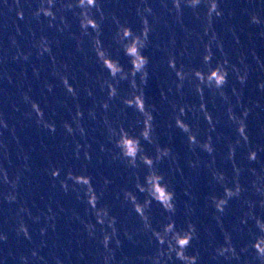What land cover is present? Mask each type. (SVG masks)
<instances>
[{
    "label": "water",
    "instance_id": "water-1",
    "mask_svg": "<svg viewBox=\"0 0 264 264\" xmlns=\"http://www.w3.org/2000/svg\"><path fill=\"white\" fill-rule=\"evenodd\" d=\"M153 8V15L149 17L152 23V43L145 50V55L150 58L149 69L152 76L145 89L148 102L159 108L156 115V130L162 145H170L177 156V162L170 164L164 161L158 165L167 181L175 188L178 211L176 222L178 226H184L187 217L184 214V204L188 198L184 195L185 181L191 184V190L196 196L195 200L189 201L194 212L191 219L200 230V239L193 241L188 248L192 254L200 252V264H224L211 259L213 245L223 243V233L214 220V210L208 204L210 194H223V188L211 182L210 171L206 163L211 160L206 153L199 154L202 161L201 167L193 170L188 161L194 159L189 149L185 134L176 128H169L172 123L171 115L173 102L177 104H198L199 97L194 93L190 84L186 83L183 93H177L175 88V76L167 66L168 55L175 54L178 63H183L189 68L202 67V56L204 54V43L208 37L204 35L206 27V7L201 5L198 9L200 18L190 8H184L180 20L176 19V13L170 11L171 0H166L168 7H164L165 0H148ZM258 2V0H256ZM142 6V0H100V7L109 19L103 23L105 45L111 47V37L114 25L111 15L115 14L123 22L130 24L133 29L141 27L137 8ZM221 9L224 16L215 18L213 30L223 43L224 52L221 53L214 47L215 59H229L233 64L243 68L240 58L245 57V63L249 70V79L241 92V102L237 104L236 97L232 95L231 88L234 86L241 90V86L235 78V74L229 78L226 91L229 93L231 104L239 114L244 107L251 108L248 117V135L251 139V147L264 149V91L257 85L264 81V67L253 56L255 52L260 61L264 63V25H252L249 22V14L253 11L264 16V7L257 6L253 0H221ZM35 8V0H27L25 21H16L23 35L16 32L11 16L0 17V57H6L0 63V113L9 124V128L0 130V142L6 145V149L0 148V165L7 168L11 178L20 175V181L16 192L17 202L10 204L5 196L10 190L9 185L0 182V232L7 234L6 241H0V260L3 264H21V256H30L33 248H38L41 256L47 264H56V259H61L64 264H103V257L107 253L101 244L102 233L97 225V235L90 238L85 230L84 222H95L94 217L87 211V205L77 199L76 193L70 191L64 193L60 188L59 181L53 180L48 169L52 165L59 166L66 173L69 169L79 173L87 169L88 174L93 176L97 188L102 187L104 177L112 180V184L101 200L102 205L111 208L112 214L118 217L120 228V239L122 245L115 248L114 264H146L142 257L152 255L155 247L149 238L142 232H138L139 221L126 207L122 201L116 198V194L122 187L132 185V174L130 170L119 161L111 159L110 153L101 152L100 145L107 144V135L102 123L103 110L100 104L106 99V94L97 83V77L102 75V69L95 61V57L89 49L87 40L84 42V50L78 51L76 40L72 33L79 35V25L71 12L64 13L70 29L61 33L56 27L50 28L48 21L41 18L37 21L31 17ZM94 11V10H93ZM59 25L60 21L57 20ZM16 36L19 49L25 54L31 53L28 61L14 60L17 49L12 46L10 37ZM41 36H46L51 42L53 57L56 67L60 70L62 65L67 64L66 73L71 82L77 86L79 96L73 98L66 93L59 77L53 75V60L45 54L38 55L35 43ZM239 37V43L236 38ZM115 54V49H113ZM181 53H186L181 55ZM121 63L127 65V59L122 54L116 53ZM39 69L37 77L33 69ZM7 75H4V74ZM7 76L12 77L9 83ZM51 83L54 90L48 93L46 84ZM171 87L172 91L168 92ZM92 88L94 95L89 97L87 89ZM162 89L167 92L168 100L161 98ZM28 92L33 99L37 100L45 111V118L52 119L57 124V131L51 134L38 126L34 118H29L26 113L30 106L23 101V94ZM127 84L121 85V93L126 94ZM206 102L209 110L218 121L217 130L213 136L219 135L216 140L215 167L223 171L230 179L234 178L231 161L225 159L229 142H235L237 133L235 127L227 119L226 109L228 107L218 96L206 93ZM257 104L259 106H257ZM77 105L85 112L82 120L86 128V135L81 137L79 133L75 136L66 134L63 128L64 121H72L77 111ZM90 109L97 111V119L91 120L87 116ZM120 105L118 101L113 102V108L109 113L112 119H119ZM127 121L132 122L136 118L134 109H127ZM188 122L195 127L197 124L201 129V138L207 133V124L202 116L195 120L192 114L188 115ZM75 127V125L73 124ZM82 146L79 158L75 155L76 144ZM90 145V147H88ZM84 148L92 155L91 161L83 156ZM145 148L152 153V145L145 144ZM248 146L241 144L237 148L236 162L243 169L239 177L240 183L246 191L238 200L230 202L229 210L224 216V227L232 232L233 242L237 250L244 247L250 240L249 229L255 231L254 224L250 221L247 227H237L240 217L246 210L244 201L252 200L259 202L264 196L256 193L252 187V181L256 177L248 171L256 168L260 176H264V152L260 154V161L249 163L246 159ZM27 155L28 160L23 157ZM25 164L28 168L25 169ZM182 171H175V169ZM143 174V169L141 170ZM64 178L62 173L61 179ZM143 197H141L142 199ZM21 207L31 212L19 213ZM51 208L52 212H49ZM257 213L264 216V208L257 207ZM19 213V215H18ZM20 216L28 225L32 239L28 240L23 235H17L15 228ZM39 216L36 222L32 217ZM53 216L54 219H49ZM77 216L79 219H77ZM153 223L156 226L164 219V214L159 205L152 207ZM54 225V227L52 226ZM47 228L44 236L40 235V229ZM136 232L135 239L129 241L124 236V231ZM214 237V240H213ZM252 253L242 254L243 261L252 260ZM176 264H180L179 261ZM255 264V262H253Z\"/></svg>",
    "mask_w": 264,
    "mask_h": 264
},
{
    "label": "clouds",
    "instance_id": "clouds-1",
    "mask_svg": "<svg viewBox=\"0 0 264 264\" xmlns=\"http://www.w3.org/2000/svg\"><path fill=\"white\" fill-rule=\"evenodd\" d=\"M259 7H264V0H253ZM27 0H0V17L11 16L12 22L16 28V32L20 35L23 33L20 30L19 24L16 21H25L27 19L25 12V4ZM100 0H35V8L31 12V17L37 21L44 18L48 21L50 28L56 27L58 31L63 33L70 29L67 18L64 13L71 12L76 18L79 25V35L72 33L73 39L76 40L78 51L84 50V42L87 40L90 51L95 57V61L102 69V75L97 77V83L102 91L106 94V99L100 104L103 110L102 123L107 135V144L100 145V151L110 153L111 159L122 162L132 174V186H125L116 194V198L122 201L132 214L139 221L138 232H142L149 238L150 243L155 247L152 255L142 257L141 259L146 264H200L201 256L198 250L192 254L188 253V248L193 241L200 239V230L197 224L191 219L194 212L192 205L189 203L195 200L196 196L191 190V184L185 181L184 195L188 198L184 204V214L187 217L184 226H178L176 222V214L178 211L177 197L175 188L167 181L166 176L160 171L158 165L164 161L170 164L177 162V156L170 145H162L159 141L156 130V115L159 108L155 104L148 102L145 89L152 76L149 69L150 58L145 55V50L151 45L153 27L149 17L153 15V8L148 0H142V6L137 8V15L140 17L141 27L139 30L127 22H123L118 16L112 14L110 19L114 25V31L111 37V47L105 45L103 23L109 19L104 11L98 7ZM221 0H171V9L176 13V19L180 20L183 15L184 8H190L196 17L200 18L201 5L207 9L205 14L206 27L204 35L208 37L204 43V54L202 56V67L189 68L183 63H178L175 54H169L167 57V66L175 76V90L182 94L185 84L191 85L194 93L199 97L198 104L182 103L171 104L172 123L169 128H176L182 131L186 138L190 151L194 155V159L188 161L191 169L197 170L201 167V159L199 154L206 153L211 160L206 163V167L210 171L211 182L223 188L222 195L210 194L208 204L214 210V220L221 228L223 233V243L213 245L211 259L216 262L221 260L224 264H264V216L257 213V207L264 208V199L259 202L246 200V210L240 217L237 227H247L251 221L255 226V231L249 229L250 240L239 250L233 242L232 232L224 227V216L227 214L230 202L234 199L238 200L246 191L245 187L240 183L239 177L243 169L236 162L237 148L243 144L248 146L246 159L249 163H257L260 161V154L264 152L262 148L251 147V139L248 135V117L252 111L251 108L240 105L242 111L238 114L235 111V106L231 104L226 85L229 83V78L235 74V78L241 86V90L236 87L231 88V93L236 97L237 104L241 102V92L249 79L248 66L245 63V57L240 58V64L243 68L233 64L229 59H215L214 47L221 53L224 52L223 43L218 35L213 30V22L215 18L224 16L221 9ZM164 7H168V3L164 2ZM94 10V11H93ZM60 24L57 25L56 21ZM249 22L252 25H264V16L259 12L253 11L249 14ZM264 36V32L261 33ZM11 44L17 49L16 55L12 57L14 60L28 61L31 53L25 54L19 49L16 36L10 37ZM239 43V37L236 38ZM34 47L38 51V55L43 57L49 55L53 60V75L59 77L66 93L74 99L79 96V91L66 73L68 65H62V69L56 67L55 58L53 57V49L51 42L46 36H41ZM113 49H115V54ZM122 54L127 59V65L121 63L119 56L116 53ZM186 53H181L185 55ZM257 63L264 67V63L260 61V57L253 52ZM6 57H0V63L4 62ZM35 75L39 76V69H33ZM4 75H7L6 73ZM0 78H3L0 76ZM9 83L12 82V77L7 76ZM127 84L126 94L121 93V85ZM257 87L264 91V81H260ZM48 93L53 92L54 86L51 83L46 84ZM87 95L92 97L94 91L88 88ZM172 88H168L171 92ZM206 93H211L218 96L225 104L227 119L235 127L237 139L235 142H229L228 151L225 159L231 161L233 166L234 178L230 179L223 171L215 167L216 140L220 139L219 135L213 136L217 130L218 121L213 113L209 110L206 102ZM161 98L164 101L168 100V94L163 89ZM23 101L30 106V111L26 113L29 118H34L38 126H41L47 132L55 134L57 124L52 119L45 118V111L40 103L33 99L32 96L25 92ZM118 101L120 110L118 113L119 119H112L109 115L113 108V102ZM257 106H259L257 104ZM134 109L136 118L132 122L127 121V109ZM192 114L195 120H199L202 116L207 124V133L201 138V129L197 124L195 127L188 122V115ZM89 119L95 121L97 119V111L90 109L87 112ZM85 117V112L77 105V111L72 117V121H64L63 128L67 135L75 136L77 133L81 137L86 135V128L82 124ZM75 125V127L73 126ZM9 128L4 115L0 113V130ZM3 132L0 131V136ZM145 144L152 145L153 151L149 153ZM81 144H76L75 155L77 158L81 155ZM90 147V145L88 146ZM0 148L6 149V145L0 142ZM83 156L91 161L92 155L84 148ZM25 161L29 158L27 155L23 157ZM28 166L25 164V169ZM143 169V174L141 170ZM175 171H182L175 169ZM256 179L252 181V187L256 193L264 196V176H260L256 168L248 169ZM49 175L53 180H58L60 188L64 193L70 191L75 192L77 199L87 205V211L94 217L95 222H84L85 230L90 238H95L97 235V225L100 226L102 233L101 244L107 253L103 257V264H114L115 248L111 245L115 243L116 248L121 247L122 241L120 237V228L118 227L119 219L112 214L111 208L102 205L101 200L105 196L106 191L112 184V180L104 177L102 187L97 188L94 183V178L88 174L87 169H82L79 173L69 169L64 173V169L52 165L48 169ZM62 173L64 178L61 179ZM20 181V175L17 174L13 179L10 177L7 168L0 165V182L9 185L10 190L5 196V199L13 204L17 202L18 194L16 192ZM141 197H143L141 199ZM159 205L164 219L156 226L153 223L152 207ZM49 212L52 210L49 208ZM19 213H27L31 217V212L24 207L19 209ZM18 213V215H19ZM38 222L39 216L32 217ZM49 219H54L49 216ZM77 219L79 217L77 216ZM54 227V225H52ZM17 235H23L24 238L31 240L32 235L28 225L24 222L22 216L15 228ZM47 228L40 229V235L44 236ZM124 236L127 240L133 241L136 232L124 231ZM7 234L0 232V241L7 240ZM214 240V237H213ZM252 253V260L243 261L242 254ZM21 264H47V261L40 255L38 248L31 250L30 256H21ZM0 264L3 261L0 260ZM56 264H64L57 258Z\"/></svg>",
    "mask_w": 264,
    "mask_h": 264
}]
</instances>
